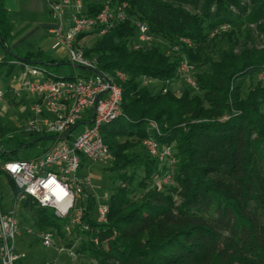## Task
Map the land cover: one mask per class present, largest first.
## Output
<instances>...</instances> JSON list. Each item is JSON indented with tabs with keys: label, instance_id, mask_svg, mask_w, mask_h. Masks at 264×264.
<instances>
[{
	"label": "trees",
	"instance_id": "16d2710c",
	"mask_svg": "<svg viewBox=\"0 0 264 264\" xmlns=\"http://www.w3.org/2000/svg\"><path fill=\"white\" fill-rule=\"evenodd\" d=\"M5 1L0 0V50L5 55L0 70L8 68L5 78L17 70L12 65L17 60L50 72L62 66L64 62L42 52L15 56ZM194 1L199 0H96L87 5L88 16L96 17L109 2L128 3L133 19L147 23L157 40L179 48L173 55L159 46L131 52L136 31L127 22L86 51L87 57H96L100 72L121 71L127 76L121 85L125 118L102 129L114 158L109 171L121 173V184L109 201L106 225L93 220L94 197L88 200L83 220L94 231L87 233L85 251L99 264H264V88L258 85L246 98L242 96L247 82L264 73V52L246 49L237 55L232 48L224 51L219 62L210 64L209 77L197 75L200 94L195 96L187 86L182 97L171 92L156 96L139 88L141 77L159 82L175 79L184 58L190 64L206 65L210 36L220 27L238 28L244 21L264 20V0H255L251 14L243 20L231 13L235 8L245 15L238 0H202L209 9L216 7L213 18L175 6ZM150 122L160 131L156 141L173 147L176 154V186L165 192L146 184L155 162L133 153L137 141L143 145L151 137ZM42 138L1 126L0 162L17 160L22 148H34ZM138 166L145 169L140 189L148 193L134 202L130 197L136 180L128 171ZM9 181L17 194L14 182ZM23 207L35 215L40 227L60 230L68 224L30 201ZM96 237L106 248L95 244Z\"/></svg>",
	"mask_w": 264,
	"mask_h": 264
},
{
	"label": "built area",
	"instance_id": "2783aa9c",
	"mask_svg": "<svg viewBox=\"0 0 264 264\" xmlns=\"http://www.w3.org/2000/svg\"><path fill=\"white\" fill-rule=\"evenodd\" d=\"M131 11L128 3L109 2L98 16L89 17L79 0H59L51 4L50 15L57 22L51 31L53 49L65 50L68 65L87 74L60 76L42 66L17 61L12 64L18 70L0 83L1 110L17 106L23 112L27 111V134L52 139L49 140L52 144L40 147V153L35 156L0 164V176L11 179L17 189V194L9 200L0 195V264H23L26 258L17 249V240L22 235L19 213L26 202L51 211L57 220L67 221L85 233L94 232L83 223L89 200L87 190L95 188L91 176L83 171L90 166L88 161L102 166H111L114 161L104 143L102 129L125 118L121 85L127 76L121 71L100 72L97 60L86 56L89 49L84 44L89 37L100 39L117 26L132 22L136 35L130 48L133 51L152 49L157 39L147 23L133 19ZM225 26L219 29L228 30L229 26ZM181 42L192 45L186 39ZM162 45L168 48V55L179 52L178 46ZM172 81L139 79L145 86L161 84L160 91L164 95L179 82L193 92H199L194 67L186 60L180 62L176 79ZM7 90L12 94L11 98L6 94ZM149 127L151 137L143 146L156 169L146 184L149 189L163 192L164 188L176 186V154L173 147L156 141L155 137L160 135L158 126L150 122ZM79 129L81 132L76 135ZM110 197L106 194L108 203H99L95 209L93 220L99 226L108 223ZM27 233L31 234V230ZM39 237L45 249L53 248L55 236L52 232H43ZM94 242L100 245L99 238L96 237ZM57 252L61 256L75 257L73 252L64 249Z\"/></svg>",
	"mask_w": 264,
	"mask_h": 264
},
{
	"label": "rangeland",
	"instance_id": "374dc122",
	"mask_svg": "<svg viewBox=\"0 0 264 264\" xmlns=\"http://www.w3.org/2000/svg\"><path fill=\"white\" fill-rule=\"evenodd\" d=\"M81 1L85 8H87L88 3L96 2V0H87L85 3L84 0ZM240 3V6L242 8V13L245 15L241 16V11L237 10L235 8L231 9L232 14L240 18V20H243L245 17H247L249 14H251L252 9L254 8L255 0H238ZM33 4L36 5V9L30 10L31 12L23 11L22 17L23 20L26 21V24L30 27L28 28V31H32L33 29L37 30L38 34L36 35L38 41L39 39H42L43 41H47L45 43L44 52L48 53L50 56V52L48 51V42L49 36L47 30L43 28L42 24L46 22H51L52 24H57L55 20L52 19V16L48 12V0H37L33 1ZM176 7H179L181 9H184L188 11L191 14H198L202 15L203 13L206 14L208 17L213 18V16L216 15V7L212 6L211 9L207 6V3H204V1H194L192 4H176ZM15 18H13L14 20ZM66 20H69V17L66 16ZM229 26L228 30H220L214 31L213 34H211L210 38L213 39L209 42V47L207 49V55L208 60L206 61V65H200V63H193L191 64L194 67L195 70V78L197 75H202L204 77H209L210 74V64L214 62H219L221 60L222 54L224 51H227L229 49H233L234 54L240 55L243 51L246 49H253L257 52L262 51L264 52V20L259 21L258 23H249L247 21L242 22V25L238 28H233L230 24H226L225 27ZM228 28V27H227ZM39 30V31H38ZM132 39V38H131ZM130 39V41H131ZM99 40L97 36L91 37V39H88V41H85L84 44L86 49H91L94 47L95 43ZM128 41V42H130ZM35 42V39L30 41L27 44V47H33ZM133 42V39L132 41ZM167 42L165 40H157L156 46L162 47L161 51L168 53V48L166 45ZM50 46V45H49ZM131 52L133 50L130 48ZM166 49V50H165ZM92 58L94 55L91 56ZM66 58V57H65ZM183 60H186L188 63L189 60L187 58H184ZM14 65V64H12ZM8 68H3L0 70V83H4L3 80L5 76L7 75ZM51 71L55 73L56 75L60 76H70L72 73L74 74H87L84 70L74 68L73 66L68 65L67 62H64L62 66L51 68ZM152 79V78H149ZM176 79V78H175ZM173 79V81L175 80ZM157 81V80H156ZM172 81V80H171ZM172 81V82H173ZM176 82V81H175ZM261 86V88H264V73L254 77L253 79L249 80L247 84L243 88L242 96L246 98L249 93L257 86ZM139 88L148 90L150 94L152 95H160L161 94V84H154L150 86H145L142 83L139 82ZM186 85H184L182 82H179L173 86L170 87V92L178 97H182ZM6 94L9 96V98L12 97V94L10 92H6ZM197 94H200L199 92L195 93L192 92L191 96H195ZM2 106L0 105V127L3 128H10L11 130H15L19 133L27 134L26 129V117H27V111L23 112L17 106L12 107L10 109L1 110ZM14 108V109H13ZM263 113H264V105H263ZM150 128V127H148ZM81 132V129H79L75 134ZM125 140H120L121 143H123ZM52 142L46 141L39 143L38 146L34 148H23L20 150L18 159H26L27 156H35L40 153V147L49 146ZM136 147L133 150V153L135 156H141L146 157L148 156L146 149L142 145V143H139L138 141L135 143ZM149 157V156H148ZM17 159V160H18ZM4 162H0L2 164ZM89 163V164H88ZM87 166L83 174H87L91 176L92 179V185L95 187L94 189L88 188L87 194L90 197H94L96 199L97 204H107L108 202L105 200V195L108 194L112 197L113 194L116 193V189L120 186L121 181L119 179L120 174H114L109 171L111 166H102V165H94L91 164L88 161ZM1 174V173H0ZM128 175H132L135 177V185H134V193L131 195V199L134 202H138L141 200L148 192L144 189H140V182L144 180L145 176V169L144 167H134L131 168L128 171ZM145 180H147L145 178ZM124 184V183H123ZM125 186H127L125 184ZM168 191L167 188H164L163 192ZM14 194L12 187L10 185V181L8 177L1 175L0 176V195H3L5 197V200H9L12 195ZM110 197V198H111ZM175 198H178L175 196ZM97 207V205H96ZM95 213V212H94ZM20 225L22 229V235L17 240V249L20 250L22 253L25 254L26 259L23 260V264H99V262L93 258L90 257L89 253L85 251V249L88 247V237L87 233L83 232L79 227L73 225V224H65L61 226L60 230L57 229H48L44 227H40L36 222V217L33 213L27 212L24 208H21L20 213ZM94 217V214H93ZM28 230H31V234H28ZM50 231L55 236V241L53 248L51 249H45L42 246V242L40 239V234L43 232ZM103 246L106 248V245H98ZM58 249H64L66 251H71L74 253L75 257H69V256H61L58 254Z\"/></svg>",
	"mask_w": 264,
	"mask_h": 264
},
{
	"label": "crops",
	"instance_id": "0c3cea01",
	"mask_svg": "<svg viewBox=\"0 0 264 264\" xmlns=\"http://www.w3.org/2000/svg\"><path fill=\"white\" fill-rule=\"evenodd\" d=\"M33 1L37 0H6L5 1V8L8 12V18L9 22L12 27V44H11V50H13L15 56L17 57H23L24 55L28 53H37L42 52L45 57H49L52 59H55L59 62H68L67 60V52L63 49L60 50H54V38L51 35V31L56 27V24H52L51 22H46L42 24L43 28L47 30L48 36H49V42H48V51L50 52V56L48 53L44 52V46L47 41H43L42 39H39L38 41L36 35L38 34L37 30L33 29L32 31H28L29 25L26 24V21L23 20L22 13L23 11H29L36 9V5L33 4ZM43 1V0H41ZM59 0H48V12L50 14V6L51 4L57 2ZM13 18H15L13 20ZM39 31V30H38ZM35 39V42L33 47H27V44ZM91 39V37L87 38ZM50 45V46H49ZM4 52L0 50V61L4 59ZM66 57V58H65ZM17 60V59H16ZM18 61V60H17ZM18 70V67H17ZM16 70V71H17ZM15 71V72H16ZM74 74V73H72ZM78 74V73H77ZM20 253H22L20 250H18ZM24 254V253H22ZM25 255V254H24ZM26 259V258H25ZM24 259V260H25Z\"/></svg>",
	"mask_w": 264,
	"mask_h": 264
},
{
	"label": "water",
	"instance_id": "95a60500",
	"mask_svg": "<svg viewBox=\"0 0 264 264\" xmlns=\"http://www.w3.org/2000/svg\"><path fill=\"white\" fill-rule=\"evenodd\" d=\"M94 72L98 74L97 71H94ZM49 140H52V139H51V138H42V139L40 140V142L49 141Z\"/></svg>",
	"mask_w": 264,
	"mask_h": 264
}]
</instances>
